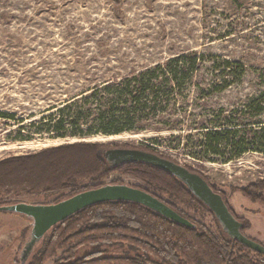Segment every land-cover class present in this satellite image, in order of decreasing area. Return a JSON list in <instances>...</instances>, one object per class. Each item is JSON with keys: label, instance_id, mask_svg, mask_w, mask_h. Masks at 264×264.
Listing matches in <instances>:
<instances>
[{"label": "rangeland", "instance_id": "1", "mask_svg": "<svg viewBox=\"0 0 264 264\" xmlns=\"http://www.w3.org/2000/svg\"><path fill=\"white\" fill-rule=\"evenodd\" d=\"M184 57L188 66L180 85L171 86L159 72L158 102L143 95L126 125L130 132L90 141L111 148L150 146L191 167L228 195L236 215L251 223L246 235L264 244V206L232 192L264 180V144L258 140L264 127V111L258 114L260 102L264 108V0H0V114L14 117H0V161L75 142L31 130L23 135L32 140L18 141L19 120L38 121L96 85L167 70ZM225 126L246 137L240 158L239 148L224 145L212 154L202 146L204 128ZM56 198L3 201L50 205ZM186 211L218 236L211 218ZM31 229L28 218L0 212V264L29 263L41 247L22 260ZM120 255L122 250L105 254Z\"/></svg>", "mask_w": 264, "mask_h": 264}, {"label": "trees", "instance_id": "2", "mask_svg": "<svg viewBox=\"0 0 264 264\" xmlns=\"http://www.w3.org/2000/svg\"><path fill=\"white\" fill-rule=\"evenodd\" d=\"M226 65L231 63L227 61ZM166 66L167 70L161 71V67H156L96 85L51 108L48 115L38 121L26 124L24 120H19L18 141L32 140L30 135H23L24 130H31L33 134H48L55 141L70 139L75 142L1 160L0 207L16 205L3 201L5 196H44L46 199L57 196L50 204L53 205L106 185H128L162 201L193 226L184 227L135 203H104L87 208L53 228L28 264H264V254L252 251L230 237L213 211L180 179L142 162L114 166L105 158L106 152L130 148H111L90 141L96 136H119L130 132L126 125L130 124L131 115L142 103L143 95L151 96L155 104L158 102L157 94L163 90L155 84L159 72L167 76L171 86H179L188 66L186 58ZM148 104L143 107L147 108ZM258 108V114H261L264 111L263 102ZM0 117L14 119L3 114ZM261 131L259 139L255 133L252 141L258 139L264 144V127ZM201 134L206 152L217 154L224 145L239 148L237 158L247 152L243 149L246 137H240L234 126L204 128ZM136 150L179 165L150 146ZM184 168L205 179L213 191L224 199L240 222L241 232L246 235L251 223L236 215L229 205L228 195L191 167ZM114 174L120 177L111 180ZM123 177L136 182L126 183ZM232 192H240L250 202L264 206V180L232 189ZM186 210L211 218L217 225L218 236ZM115 250H122L124 255L105 256Z\"/></svg>", "mask_w": 264, "mask_h": 264}, {"label": "water", "instance_id": "3", "mask_svg": "<svg viewBox=\"0 0 264 264\" xmlns=\"http://www.w3.org/2000/svg\"><path fill=\"white\" fill-rule=\"evenodd\" d=\"M105 158L114 166L128 162H142L161 168L180 179L188 189L204 202L216 215L227 234L245 245L248 249L264 254V246L249 239L241 232L240 222L235 218L224 199L213 191L202 177L190 173L184 167L147 154L136 149H112L106 152ZM129 202L144 206L163 217L191 228L192 223L149 193L128 185H106L101 188L79 193L63 202L53 205H31L19 203L0 207L1 213H11L32 221L30 241L27 243L22 260L40 243L55 227L77 215L81 211L104 203Z\"/></svg>", "mask_w": 264, "mask_h": 264}]
</instances>
